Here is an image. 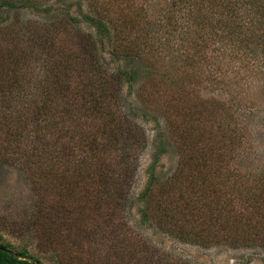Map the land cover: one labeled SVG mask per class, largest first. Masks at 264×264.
<instances>
[{"label": "trees", "instance_id": "obj_1", "mask_svg": "<svg viewBox=\"0 0 264 264\" xmlns=\"http://www.w3.org/2000/svg\"><path fill=\"white\" fill-rule=\"evenodd\" d=\"M42 1L0 0V159L23 157L36 177L32 182L41 199L32 224L50 220L48 226L64 246L62 261L70 250L63 242L79 227L92 238L88 242H112L113 252H125L127 244L135 246L130 252L134 264H179L168 263L165 257L154 260L159 253L143 247L124 216L146 136L132 115L115 109L113 96L122 84L136 83L145 74L137 65L130 67L135 58L141 63L146 57H162L175 72L189 71L194 79L207 82L212 81L208 70L216 74L223 59L240 60L239 52L246 53L244 58L264 60V0H174L162 21L151 20L150 6L132 7L135 14L126 20L117 18L115 0H86L87 13L78 2L75 17L68 7L60 11L61 19L53 16L36 24L22 23L19 17L9 20L24 10L48 16L52 7L44 8L47 3ZM80 23L94 33L79 37L72 33L77 38L70 45L77 51L74 57L88 62L79 71L70 68L68 54L60 56L57 51L52 56L55 48L46 43L52 42V35L59 42L60 32L68 33ZM107 44L114 45L112 59L125 64L111 69L101 62ZM202 155L203 151L199 161L209 163ZM156 184L151 175L141 194L143 221L172 231L178 228L175 219L165 210H157L162 216L155 214ZM241 227L239 221L225 220L221 230L242 233ZM196 229L188 235L178 228L180 238L209 245L212 238ZM0 264L43 263L27 249L15 252L0 239Z\"/></svg>", "mask_w": 264, "mask_h": 264}, {"label": "rangeland", "instance_id": "obj_2", "mask_svg": "<svg viewBox=\"0 0 264 264\" xmlns=\"http://www.w3.org/2000/svg\"><path fill=\"white\" fill-rule=\"evenodd\" d=\"M42 2L47 3L44 8L52 7L48 16L24 10L19 15L12 14L9 20L19 17L22 23L36 24L53 16L61 19L60 11L68 7L75 17L78 2L84 13L88 8L86 0ZM172 3L175 1L115 0V12L117 18L128 20L135 9L150 6L151 20L162 21ZM179 16L183 17V13ZM69 32H60L63 38L59 42L52 35V42L46 45L54 46L52 56H57V51L60 56L68 54L70 68L80 71L88 62L74 57L77 51L70 45L77 38L72 33L79 37L93 35L94 31L80 23ZM113 50L114 45H105L101 60L111 69L126 63L112 59ZM245 54L239 52L240 60L236 62L223 59L216 74L208 70L212 77L209 82L194 79L189 71L175 72L162 57H146L141 63L135 58L130 67L137 65L145 74L136 83L122 84L113 96L115 109L132 115L131 120L146 136L144 150L137 157L124 216L143 247L159 253L154 252L158 255H154V260L165 257L168 263L179 264H264V60L260 56L244 58ZM35 73L39 74V69ZM202 151L204 160L210 161L207 164L199 161ZM18 158L0 159L2 242L12 245L15 252L27 249L43 264H134L130 252L135 246L127 244L125 252H113L112 242H88L92 238L88 239L79 227L74 236L63 242L70 250L62 261L60 248L64 246L48 226L50 220L32 224L41 197L32 182L36 177L32 178L31 167L23 157ZM151 175L158 183L152 195L156 216H162L160 212L165 210L183 229L180 233L193 235L191 230L197 228L196 233L212 238L208 241L212 244L184 240L176 227L170 231L156 222L143 221L141 194ZM225 220L228 224L239 221L243 232L221 230Z\"/></svg>", "mask_w": 264, "mask_h": 264}]
</instances>
